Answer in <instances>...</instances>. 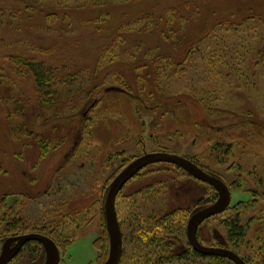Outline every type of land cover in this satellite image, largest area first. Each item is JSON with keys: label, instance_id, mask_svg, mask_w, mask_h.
<instances>
[{"label": "rangeland", "instance_id": "1", "mask_svg": "<svg viewBox=\"0 0 264 264\" xmlns=\"http://www.w3.org/2000/svg\"><path fill=\"white\" fill-rule=\"evenodd\" d=\"M258 20L264 0H0V253L19 234L12 225L46 221L73 238L60 264H103L95 240L106 221L94 213L110 184L144 153L170 151L231 185V207L201 225V241L264 264ZM25 58L54 71L50 89L37 90ZM130 195L145 216L183 210L179 252L191 215L218 200L169 163L142 169L118 200ZM234 220L244 237L231 233ZM125 249L123 264H136L133 243Z\"/></svg>", "mask_w": 264, "mask_h": 264}, {"label": "trees", "instance_id": "2", "mask_svg": "<svg viewBox=\"0 0 264 264\" xmlns=\"http://www.w3.org/2000/svg\"><path fill=\"white\" fill-rule=\"evenodd\" d=\"M251 18H253V16H248L243 22L239 23V25H243L246 20ZM258 21L263 22L264 24V20ZM197 50L200 52V49ZM257 56L259 57V60L264 61V48L261 44L260 48L258 49ZM22 63L34 74L38 91L42 92L44 90L50 89V87L53 85L55 77V73L51 68L46 67L42 62H38L36 60L26 59ZM131 196L132 195L129 197H124V202L129 200ZM118 199L119 195L116 200V209L123 232V252L119 264H123L124 257L126 256L125 246L130 242L134 245L135 252L132 256V259L134 261L136 259V264H139L140 262L141 264H146L148 262H152L155 258L160 264H164L165 262L173 260L186 261L188 259H203L210 257L219 263L229 260L225 257L207 256L195 251L187 238V244H185L186 246L182 247V251L179 252L178 246L183 242V237L185 236L184 225L186 220L183 217V210H179L181 211L180 216L178 215L179 211L174 210L171 212H161L157 215L145 216L144 214L137 213V211L131 208L130 202L124 203L123 200L119 201ZM104 203L100 205L103 208ZM129 207L131 209H129ZM18 229V227L15 228V226L13 227L12 225V232L15 231L14 233L19 232L20 234L28 233V231H38L51 235L53 227L41 228L38 223H26L21 227V231H18ZM126 231H129V234H126ZM58 236H61L63 247L68 246L72 242L71 235L65 233L64 230H58ZM240 236H243L242 232ZM95 244L99 249H102L100 250L99 256L100 259L105 261L108 258L110 251V239L106 228L103 237L96 240ZM150 264H153V262Z\"/></svg>", "mask_w": 264, "mask_h": 264}, {"label": "water", "instance_id": "3", "mask_svg": "<svg viewBox=\"0 0 264 264\" xmlns=\"http://www.w3.org/2000/svg\"><path fill=\"white\" fill-rule=\"evenodd\" d=\"M94 105L95 102L90 105L89 109ZM155 163L174 164L184 169L195 179L211 185L219 193L218 200L214 204L195 211L188 220L187 237L193 249L203 255L225 257L233 261L235 264H248L235 251L223 247L204 245L198 238L199 226L206 219L224 212L229 206L231 202V191L229 187L219 178L206 172L191 159L167 151L148 152L136 158L129 163L110 184L105 200V217L110 238V251L107 260L103 264H119L123 252V233L116 209V200L120 191L126 183L136 176L142 169ZM15 240H17L18 243L16 247L12 248L11 243ZM30 240L40 241L45 246L47 258L43 264H59L61 257L55 242L49 237L37 233L23 234L13 238H7L4 241L0 253V264H8L18 253L22 245Z\"/></svg>", "mask_w": 264, "mask_h": 264}, {"label": "flooded vegetation", "instance_id": "4", "mask_svg": "<svg viewBox=\"0 0 264 264\" xmlns=\"http://www.w3.org/2000/svg\"><path fill=\"white\" fill-rule=\"evenodd\" d=\"M97 101V100H96ZM96 103V102H95ZM167 152H170V151H167ZM147 153V152H146ZM145 154V153H144ZM182 156H184V155H182ZM185 157H187V156H185ZM187 158H189V159H191L192 161H194L196 164H198L200 167H202L198 162H196L194 159H192V158H190V157H187ZM156 164V163H155ZM170 164V163H169ZM174 165V164H173ZM149 166V165H148ZM176 166V165H175ZM178 167V166H177ZM146 168V167H145ZM180 168V167H179ZM203 168V167H202ZM204 169V168H203ZM205 170V169H204ZM206 171V170H205ZM141 172V171H140ZM139 172V173H140ZM206 172H208V171H206ZM138 173V174H139ZM209 173V172H208ZM137 174V175H138ZM189 174V173H188ZM209 174H211V173H209ZM190 175V174H189ZM211 175H213V176H215V177H217V178H219L220 180H222L228 187H229V189H230V191H231V202H230V204H229V206L227 207V209L228 208H230L231 207V205H232V190H231V185H229L226 181H224L221 177H219V176H217V175H214V174H211ZM135 177V176H134ZM133 177V178H134ZM132 178V179H133ZM131 179V180H132ZM130 181V180H129ZM128 181V182H129ZM127 182V183H128ZM202 183H205V182H203V181H201ZM126 183V184H127ZM207 184V183H206ZM209 185V184H208ZM211 186V185H210ZM124 188V187H123ZM215 189V188H214ZM123 190V189H122ZM121 190V191H122ZM216 190V189H215ZM120 191V192H121ZM217 191V190H216ZM217 193H218V191H217ZM120 194V193H119ZM218 197H219V193H218ZM106 200V199H105ZM206 207V206H205ZM102 208V209H101ZM201 208H204V207H201ZM201 208H199V209H201ZM97 209V208H96ZM198 209V210H199ZM226 209V210H227ZM225 210V211H226ZM97 212L96 213H94V215L96 216V214L98 213L99 215H100V217L102 216V218H101V220H103V218H104V220L106 221V217H105V203H104V208L103 207H101L100 205H99V207H98V210H96ZM103 211V212H102ZM224 211V212H225ZM223 213V212H222ZM221 214V213H220ZM218 215V214H217ZM104 216V217H103ZM215 216V215H214ZM213 217V216H212ZM211 218V217H210ZM209 219V218H208ZM16 220L17 221H19V220H21V216H16V217H14L13 218V221L14 222H16ZM207 220V219H206ZM205 220V221H206ZM204 221V222H205ZM204 222L202 223V224H204ZM39 225H40V227L41 228H46V227H53V229H52V231H51V235H48V234H45V233H43V232H38V231H34V232H28V233H20V234H13V235H10L9 237H7V238H13V237H17V236H20V235H23V234H30V233H37V234H41V235H44V236H47V237H49L51 240H53L54 242H55V244L57 245V247H58V249H59V252H60V257H61V259H60V262H61V260H62V256H63V254L65 253V250H66V247H63V245H62V242H61V236H58V230L59 231H61V230H64V225H59V224H57V225H54V224H52V223H50V222H46V221H39V223H38ZM201 224V225H202ZM201 225L199 226V228H198V233H199V229H200V227H201ZM106 229H107V225H106ZM122 229V228H121ZM245 230V229H244ZM243 230V226H242V224H240V222L239 221H233V223L231 224V233L232 234H235V235H239L238 237H244V231ZM108 231V230H107ZM241 232L243 233V236H240V234H241ZM123 233V232H122ZM109 234V233H108ZM6 238V239H7ZM99 238H101V236L99 237ZM198 238H199V235H198ZM5 239V240H6ZM110 239V238H109ZM4 240V241H5ZM97 240V239H96ZM95 240V241H96ZM199 240L201 241V239L199 238ZM72 241H73V238H72ZM17 243H18V241L17 240H15V241H13L12 243H11V247L12 248H14V247H16V245H17ZM201 243H203L204 245H207V244H205L203 241H201ZM209 246V245H208ZM216 247H222V246H216ZM223 248H228V247H223ZM228 249H231V248H228ZM102 250V249H101ZM231 250H233V249H231ZM233 251H235V250H233ZM236 252V251H235ZM237 253V252H236ZM23 254H27L26 256H27V258L26 259H28V260H26L23 264H43V263H45V261H46V258H47V252H46V249H45V246L43 245V243H41L40 241H37V240H30V241H27V242H25L23 245H22V247L19 249V251H18V253L13 257V259L8 263V264H20L17 260H18V258H20V256H22ZM238 254V253H237ZM239 255V254H238ZM241 256V255H240ZM244 260H245V258L243 257V256H241ZM246 261V260H245ZM60 262H59V264H60ZM248 264H250L248 261H246Z\"/></svg>", "mask_w": 264, "mask_h": 264}]
</instances>
